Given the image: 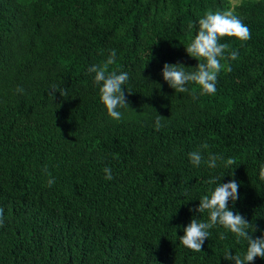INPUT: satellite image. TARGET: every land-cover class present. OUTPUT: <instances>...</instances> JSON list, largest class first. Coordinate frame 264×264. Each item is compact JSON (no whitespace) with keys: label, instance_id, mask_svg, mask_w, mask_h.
<instances>
[{"label":"trees","instance_id":"16d2710c","mask_svg":"<svg viewBox=\"0 0 264 264\" xmlns=\"http://www.w3.org/2000/svg\"><path fill=\"white\" fill-rule=\"evenodd\" d=\"M228 8L251 38L221 39L225 56L238 58L221 61L214 94L199 96L192 84L175 93L164 64L193 71L198 61L184 47L199 19ZM113 49L110 70L129 76L118 121L88 72ZM52 85L65 95H49ZM193 151L204 157L198 167ZM209 153L223 158L215 168L204 162ZM261 163L264 0H0V264H235L225 250L243 255L247 241L221 226L201 252L179 238L193 217L207 221L195 209L217 186L210 178L240 184L228 206L251 222L253 239L264 236Z\"/></svg>","mask_w":264,"mask_h":264},{"label":"clouds","instance_id":"9594fccd","mask_svg":"<svg viewBox=\"0 0 264 264\" xmlns=\"http://www.w3.org/2000/svg\"><path fill=\"white\" fill-rule=\"evenodd\" d=\"M199 30L194 39L184 47L188 57L198 61L193 71L186 72L185 66L182 64L171 65L165 63L162 70V76L168 86L174 89L175 93H187L190 91L188 85H196L199 89V96L211 95L216 92V82L218 74L225 67L222 60H236L238 52L233 50L228 56H225L226 50L229 48L227 43H221L222 38H234L240 42H246L251 38V31L245 25L240 17L235 14L233 8L213 12L209 9L198 21ZM193 27L188 25L189 30ZM116 50L113 49L111 54L102 64H95L88 68L89 73H94V84L99 86L100 102L106 109L107 115L113 120H121L122 113L118 110L123 107H129L125 99L123 85L129 79L126 72L110 70V65L115 63ZM230 70V69H229ZM49 95L54 96L59 92L63 97L65 95L62 89H58L55 85L50 88ZM24 90L17 87L16 92L22 93ZM196 93H193V99H197ZM161 119L157 115L154 128L159 131L162 127ZM208 145H201V149H207ZM222 157L209 153L207 160L204 161L209 168L217 167V160ZM190 163L194 167H198L204 157L201 151H193L189 153ZM234 161L229 158L224 165L228 167ZM44 172L48 173L47 167ZM105 179L111 181L113 179L110 167L103 169ZM259 179L264 181V163L259 167ZM221 181V180H220ZM55 183L54 178L47 180V186L51 187ZM208 185L216 184L213 189L209 187L208 195H204L199 199V205L195 209L200 216L207 213V221L197 220L193 217L186 228L183 229L184 235L179 238V244L193 252H201L205 240L209 239V230L215 226L223 227L227 232L234 234L237 242L241 239L247 241L246 252L243 255L231 254V249H226L223 258L227 261H235V264H252L255 258L264 259V236L253 239L248 229L252 227L251 222L247 221L243 215L229 208V202L233 205L239 198L240 184L231 179L228 183H218L216 178H210L206 181ZM4 209L0 207V225L3 223ZM256 229L253 228V232ZM225 234H220V239H225Z\"/></svg>","mask_w":264,"mask_h":264},{"label":"rangeland","instance_id":"374dc122","mask_svg":"<svg viewBox=\"0 0 264 264\" xmlns=\"http://www.w3.org/2000/svg\"><path fill=\"white\" fill-rule=\"evenodd\" d=\"M242 0H230L232 6L238 5Z\"/></svg>","mask_w":264,"mask_h":264}]
</instances>
